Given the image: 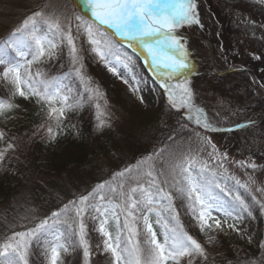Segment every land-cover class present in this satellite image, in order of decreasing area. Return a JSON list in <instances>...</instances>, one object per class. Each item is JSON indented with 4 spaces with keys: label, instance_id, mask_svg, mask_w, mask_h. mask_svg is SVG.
<instances>
[{
    "label": "snow or ice",
    "instance_id": "snow-or-ice-1",
    "mask_svg": "<svg viewBox=\"0 0 264 264\" xmlns=\"http://www.w3.org/2000/svg\"><path fill=\"white\" fill-rule=\"evenodd\" d=\"M260 2L264 3V0ZM73 7L75 11L69 13L66 9L59 10L58 6L46 4L0 40V77L12 85L9 98H0V116L7 119L8 113L19 108L18 104L12 102V97L19 96L25 100L34 98L42 110L46 109L47 115V120L37 127L34 135L52 141L63 133L68 112L100 98L102 94L98 85L86 72L82 48L77 47L73 35L75 27L77 34L83 30L90 51L109 65V71L113 74H118V64L130 71L134 66L132 56L127 52L122 53L124 46L132 54L142 57L160 87L165 89L171 107L184 109L189 120L194 119V123L204 130L231 132L256 125V121L250 120L236 124L234 128H218L204 108L196 103V93L190 86L194 67L186 48V39L177 32L182 25L200 24L196 0H73ZM65 41L71 65L69 71L56 76L30 71L34 63L57 56L63 50ZM130 78L134 82L130 85L131 90L138 91L140 79L134 73ZM124 82L129 81L126 79ZM95 107L99 110L101 106L96 103ZM103 115L104 118H100L98 111V130L110 126L108 114ZM4 135L0 131V139ZM196 135L199 137V133ZM14 147L12 143L7 144V149ZM207 148L211 149L207 152L208 159L200 158ZM166 150L167 146L156 155ZM5 151H0V162L5 159ZM152 159L150 155L145 161L138 162L135 169L129 166L115 174L121 178V183L111 187L110 191L123 198L122 204H113L111 200L103 205L87 203L90 197L95 198L94 194L98 195V190L104 189L105 185L100 184L93 193L79 197L78 202L69 201L58 211L52 212L51 216L39 220L34 227L26 231L11 230L0 237V264H29L30 247L34 240L41 243L48 264H60L62 252L67 253L76 247L83 248L87 264L90 250L85 214L90 210H94L97 216L105 217L100 221L98 231L106 237L104 251L111 253L115 264H207L209 253L206 247L185 231L179 221L172 203L173 192H166L156 184L152 165L142 170L143 164ZM228 161L226 150L221 152L210 137H202L200 147L195 151L189 147L173 165V171L178 169L180 177L172 185L175 195L185 201L200 232L205 235V243L209 245L216 242V237L208 233L223 231L220 216L224 217V224L229 229L241 235L236 222H241L245 214L252 216L251 205L237 191L243 188L251 192L249 184L241 183L238 177L227 174L225 163ZM235 163L253 171L264 168V165H258L254 160ZM124 180L134 186L125 191ZM248 181L256 183L251 175ZM256 190L264 195V189ZM99 199L104 201L105 197L99 195ZM251 199L264 211V203L257 200L255 195ZM154 203L170 213L162 225L163 241L157 238L148 215H143L144 238L136 239L137 227L130 220L135 221V213L142 208L160 217L161 212L152 207ZM117 208L126 213L123 229L127 230V236L124 239H121L123 229H119V216L115 212ZM69 211L74 212L72 222L68 219L61 221L60 218L67 217ZM109 212L119 229L115 238L106 228ZM228 219L234 223L228 224ZM155 222L160 224L161 220L158 218ZM260 248L262 255L259 259H264V241ZM240 264H258V260H244Z\"/></svg>",
    "mask_w": 264,
    "mask_h": 264
},
{
    "label": "rangeland",
    "instance_id": "rangeland-1",
    "mask_svg": "<svg viewBox=\"0 0 264 264\" xmlns=\"http://www.w3.org/2000/svg\"><path fill=\"white\" fill-rule=\"evenodd\" d=\"M223 0H196L197 3V12L199 14L200 24L199 25H182L180 28L177 29V32L180 33L186 39V48L189 52V58L191 62L197 64L200 63L208 69L209 66H212V56L214 52V57L217 62L216 54H220L221 58H228L231 59V62L237 60L238 63L246 62L245 56L249 53L248 48L245 44H241L238 41V38H246L249 39H262L264 38V3H261L260 0H228L233 4L236 3V6L233 9L228 11H223V5L221 2ZM242 1H250L256 5V10L259 12V15H255L252 13L247 12L243 7L238 5ZM51 4L52 6H58L59 10L66 9L67 12L71 13L75 11L73 7V0H0V40L4 39L9 32H11L14 28L21 25L24 19H26L29 15H31L34 11H39L41 8L46 5ZM222 8V9H221ZM76 14H79L78 12ZM250 14V15H249ZM76 22L73 21V25ZM233 27H238L240 29L237 33L232 31ZM73 35L76 38V43L78 48H82V55L84 56V64L86 67V72H89L90 76L94 77L97 80V84L101 83L104 90L101 91L100 98L94 99L93 104L91 105V109H95L96 116H98V111L101 114V118L104 117V113L108 115L111 114L119 121L127 119L124 114L125 112L140 114L138 121L140 123H144L145 121L150 120V114L154 110L161 105L164 106L166 111H169L168 103L165 101L166 99L161 97L158 93V84L159 81L156 80L153 71V78L155 81L151 80L149 76L143 71L141 66V58L135 54L131 53L130 49H127L126 46L122 48V53L127 52L128 55L132 56V60L134 66L131 67V71L123 67L122 64H118L117 71L118 74H113L109 71V65L105 64L103 61L99 60L91 51L90 45L87 42V37L83 33L81 29L80 33L77 34L75 31V27L73 28ZM248 37V38H247ZM237 39V40H236ZM65 49L63 53L66 55V59L68 57V63L70 65V59L68 56V48L64 45ZM63 47V48H64ZM30 58V57H29ZM58 58V55L51 58ZM51 59L47 57L43 59L44 62H47ZM208 62V67L206 63ZM89 64V65H88ZM198 65V64H197ZM217 65V64H216ZM232 65V64H231ZM42 66V65H41ZM95 66V71H93L92 67ZM199 66V65H198ZM220 68H226L222 63ZM31 70V69H30ZM61 69H55L53 67H41L40 72L47 74L48 76H56L60 74ZM194 71V70H193ZM0 72H2V68H0ZM23 72V69H22ZM135 74L138 79H140V87L138 91H133L130 88L134 82L130 78L132 74ZM91 77V78H92ZM128 80V83H125L124 80ZM174 82V81H173ZM199 81L192 80L190 77V86L192 87L193 91L196 93V98L199 100L200 97L207 100V105L204 108L207 109L208 115L213 119H215V123L217 122L219 126H222L218 120V117H222L223 119L232 118V114H234V110L236 109L237 102L230 97H221L216 90H211L210 88H201L199 86ZM160 85V84H159ZM207 87V86H205ZM262 91L264 92V87H262ZM0 89L3 93L11 95L12 92V85L5 81L2 77H0ZM110 89L113 90L112 96L109 97L105 93L108 92ZM261 90V89H260ZM261 91V92H262ZM114 97V98H112ZM142 98V99H141ZM165 99V100H164ZM258 99V98H257ZM124 101V103L122 102ZM163 100V103H162ZM216 102L220 108V112L212 114L209 108V102ZM106 102V103H105ZM257 102V101H255ZM96 103L100 104V109L97 110L95 107ZM198 105H201V102H196ZM243 103V102H242ZM227 108L228 111L224 110ZM121 114V115H120ZM178 118V116H176ZM111 120V119H110ZM230 121V120H229ZM122 124V123H121ZM1 127V126H0ZM124 131H132L136 134H141V132L137 129H134V126L129 122L126 121V124L122 126ZM181 131L178 133H173L166 135L162 141V145L167 146V151L165 154L161 155L160 159L165 158L166 162L169 166V171H163L162 169H158L155 164V159L157 155L154 156L155 153L152 151L141 154L136 157L135 154L134 158L132 154L126 153L124 165L119 166L118 163L107 162L106 172L105 175L107 178V184L109 185V190L111 187H115L121 183V178L116 176L115 174L123 171L124 169L128 168V164L130 161H133L132 168L135 169L138 162L145 161L150 155L153 156L152 160H148L147 163L143 164L142 170H147L149 165H152L154 168L153 175L156 179V184L159 187L164 188L166 192L171 191L173 192V206L178 213H182L179 216V221L183 224V227H186V231L196 238L201 244H203L208 253H216L218 255L222 254L225 255L229 252L230 247L234 250L236 257L238 258V262L236 264H240V261H244L247 258L245 257L247 252H250V249H246L235 246L233 249V245L229 244L230 238H227L229 232H233L232 229H229L226 224H224V217L220 216L219 218L223 224V234L222 236L219 232L220 230H216L214 233H208L209 235H215L216 242L209 245L205 243V235L200 232L198 226L196 225L195 221L192 218L191 213L188 211L185 201L181 200L179 197L175 195V191L172 187L175 180H179L180 177L177 174L178 169L173 171V165L177 160H180L183 155L185 154L186 150L191 147L194 151L201 146V138L202 137H210L212 143H214L217 148L220 149L221 152L227 151L229 155V161L225 163V167L228 169V175H234L238 177L241 183L247 182L249 184V188L251 189V194L255 195L257 200H260L264 203V195L261 192H258L256 189L261 188L264 189V168H259L255 171L252 169L242 167L239 164H236L235 161H250L254 160L258 165H264V141L258 142L254 145L253 148L245 146V131H241L236 133L228 132L223 134H217L216 132L208 133L203 132L201 130H197L196 127H185L184 125L181 128ZM205 131V130H204ZM199 133V137L196 135ZM175 137L172 140L169 137ZM210 148H207L203 153H201L200 158L208 159L207 152L210 151ZM51 155L49 152L45 151L42 154L40 165L41 168L44 169V172L52 170V162ZM133 158V159H132ZM64 159V157H63ZM48 173V172H47ZM133 175H136L133 172ZM251 175L255 179L256 183L253 184L248 181V176ZM115 177V178H114ZM76 178V177H75ZM110 181H109V180ZM166 181V183H165ZM231 182V181H230ZM123 183L126 185L125 191L131 185L128 183L127 180H124ZM86 184V183H85ZM83 184L78 190H76L73 194L66 195L62 205L60 206H52L43 208L41 204L37 201H29L28 205H26L25 209L23 210L22 219H17L16 221L11 223V228L15 231H26L28 228L34 227L39 220L51 216L52 212H56L61 209L64 204H67L69 201H75V197H81L84 195H88L89 192L86 188V185ZM147 183H145V187H147ZM120 189L117 188V192ZM103 195V194H99ZM99 195L97 198L90 197L87 203L89 204H99L103 205L111 200L113 204H122L121 202H115L114 199L109 197H105L104 201L99 199ZM96 197V196H95ZM116 199V197L111 196ZM118 198H121L118 195ZM90 199H95V202H91ZM79 200V199H78ZM77 200V202H78ZM158 204H153L152 207L157 211H160V208H157ZM8 202H3L0 204V209L5 211L9 208ZM103 210V209H102ZM115 212L119 216V229H123V221L126 215L125 212H121L119 208L115 209ZM136 220L131 221V223H135L138 231V235L136 239H143L145 233V227L143 224V215H148L149 222L152 223L154 231L157 233V238L162 242L163 235H162V222L157 224L155 221L158 219L155 212L148 213L147 209L142 208L136 212ZM264 215V211H262ZM152 214V215H151ZM214 215H216L214 213ZM97 220L96 229H91L90 218ZM105 217L97 216L94 210H90L88 213L85 214V224L87 225V239L89 243V250L90 256L93 252V243H92V236L95 232H99V224L100 221L103 220ZM69 222H72L74 219V212L68 215L67 218ZM108 224L106 225L107 230L112 234L113 238L117 235L118 226L116 220L113 218L111 212H109L108 216ZM63 221L64 219H60ZM228 224L234 223L233 220L228 219ZM237 227L241 230V232H245L248 234L249 237L254 239L256 246L260 248V244L264 241V229H259L255 227H249V225L242 219L241 222H236ZM124 230V229H123ZM63 231V229H61ZM144 232V233H143ZM123 231L121 232V234ZM99 234H101L99 232ZM105 241V240H104ZM114 242V241H113ZM32 250L30 247V256L32 255ZM103 253H108L111 255L110 252H106L103 250ZM61 255H65L69 257L68 262L71 264H84L85 258L83 255V248L76 247L74 249H70L69 252L63 253ZM70 255V256H69ZM253 255H256L254 253ZM250 256V260L257 259L258 264H264V259H259L262 255V250L254 256ZM89 256V257H90ZM89 259V258H88ZM61 261V260H60ZM29 264L30 261H29ZM88 264V262H87ZM229 264V263H227Z\"/></svg>",
    "mask_w": 264,
    "mask_h": 264
},
{
    "label": "trees",
    "instance_id": "trees-1",
    "mask_svg": "<svg viewBox=\"0 0 264 264\" xmlns=\"http://www.w3.org/2000/svg\"><path fill=\"white\" fill-rule=\"evenodd\" d=\"M221 5L224 6L223 9L221 8L223 11H228L233 9L236 3L233 4L228 0H223ZM238 5L249 13L259 15L256 5L250 1H242ZM239 30L238 27L232 28L235 33ZM238 41L241 44H245L248 48L249 53L245 56L246 62L244 64L255 70L264 86V38L255 40L238 38ZM220 62L226 66L232 63L231 59L228 58H220ZM234 62H237V60ZM41 65L45 68H60V73L67 72L70 69L68 57L66 59L63 50L58 54L56 61L52 63L41 64V61L34 63L32 65L33 73L40 71ZM92 69L94 71L95 66ZM87 74L90 76L89 72ZM92 79L95 83L97 82L94 77ZM196 80L197 82L199 81L198 84L201 88L216 90L221 97H230L237 102L234 114L230 116L232 118L223 119L218 117V121L223 124L222 126H219L217 122L215 123V119L210 117L216 127L231 128L236 124L254 120L256 121L254 127L241 128L246 132L245 146L253 147L256 143L264 141V99L259 98V102H255L251 98L253 90L247 74L236 72L226 78L209 74L199 75ZM96 85H98L100 92L104 90L101 83H96ZM112 93L113 90L110 89L105 94L111 97ZM0 98L7 99L9 97L0 91ZM199 100L201 102L199 106L207 105L206 99L203 101V98L200 97ZM199 100L196 98V102H199ZM12 102L18 104L19 108L8 113L7 119L0 116V131L5 133L4 138L0 139V151H5L8 143L15 145L14 149L5 151V159L0 162V204L8 202L10 206L5 211L0 209V237L13 230L11 228L12 222L22 219L23 210L30 200L37 201L43 208L61 206L66 195L73 194L79 188L85 187L82 186V182L83 184L86 183L89 193H93L97 185L104 184V189L98 190V195L101 193L105 197L114 199L115 202L122 203L123 200L109 190L108 181L105 178L107 162L111 161L122 166L125 161L124 154L129 152L134 158L135 154H138L136 155L137 157L146 153L152 148L158 147L166 135L178 133L179 131L182 133L181 128L183 125L191 128L196 127L197 130L202 129L201 126L194 123V119L189 120L188 114L184 109L177 110L168 104L169 111H166L164 106L161 105L157 110L151 112L150 120L144 123L138 121L137 117L140 114L136 115L133 112L129 114L130 111L125 112L126 114L123 113L127 119L122 121L109 114L108 117L111 119L110 126L98 130L96 127L98 119L95 109H91V105L94 102L92 100L90 101L92 103L88 102L82 108L70 111V114L68 112L64 120L63 133L57 136L55 140L49 141L41 138L40 135H34L37 127L47 120L46 109L42 110V107L36 103L34 98L25 100L23 97L16 96L12 98ZM122 102L124 103L123 100ZM210 103L209 108L212 114L220 112L221 106L213 101ZM223 109L228 111L227 108L223 107ZM204 110L208 113L206 108ZM126 121H129L134 126V129L139 130L141 134L124 131L122 126L126 124ZM54 124L55 121H53V126ZM72 125L76 127L73 128ZM45 151L50 153L51 161H53L51 163L52 170L46 172L40 165L42 154ZM126 164H128L127 167H132L133 161ZM157 167L163 169L165 165L160 164ZM229 183L231 184L232 182ZM237 191L249 202L252 210L251 217L245 214L242 219L249 227L254 226L263 229L264 215L260 205L252 201L251 197L253 195L250 192L243 188H238ZM235 194L234 192L233 195ZM98 195L94 194V197L96 196L97 198ZM111 196L116 197V199ZM75 198V201H77L78 197ZM70 213L71 211L68 212V215ZM176 213L178 216L182 215V213L177 211ZM161 215V221L164 223V219L170 213L163 211ZM93 227L91 225V229ZM186 229L184 227L185 231ZM219 233L225 236L224 232L220 231ZM126 236L127 230L121 236V239L126 238ZM230 237L228 245L232 244L233 249L237 246L245 251L246 249L251 250L247 252L246 260H250V256L252 257L254 253L257 255L260 251L259 246H256L257 243L253 240L249 241V236L245 232H242V235L236 231L229 232L227 238ZM103 239V236L93 234V249L97 250V245L101 246ZM229 248V252L223 256L222 254L209 253L207 264H227L229 262L236 264L238 258L232 247L229 246ZM31 250L32 255L29 259L31 264H48L40 242L34 240ZM256 255H253L254 258H256ZM61 258L63 259L61 264H71L67 258ZM88 264H115V261L114 257L109 256L106 258L98 253L96 256L92 255V257H89Z\"/></svg>",
    "mask_w": 264,
    "mask_h": 264
},
{
    "label": "water",
    "instance_id": "water-1",
    "mask_svg": "<svg viewBox=\"0 0 264 264\" xmlns=\"http://www.w3.org/2000/svg\"><path fill=\"white\" fill-rule=\"evenodd\" d=\"M236 70L245 71V72L249 73L251 76H253V78L255 80V83H256L255 92H257V89H258V78H257L256 74L253 71L249 70V69L241 68V67H232L229 70L220 72V74L226 75V74H229L230 72H233V71H236Z\"/></svg>",
    "mask_w": 264,
    "mask_h": 264
}]
</instances>
